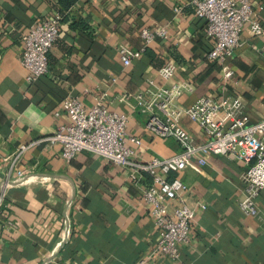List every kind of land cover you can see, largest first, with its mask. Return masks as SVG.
I'll return each instance as SVG.
<instances>
[{"label": "crops", "instance_id": "obj_1", "mask_svg": "<svg viewBox=\"0 0 264 264\" xmlns=\"http://www.w3.org/2000/svg\"><path fill=\"white\" fill-rule=\"evenodd\" d=\"M252 2L264 24V0ZM61 11L59 0H0V197L7 217L17 222L10 228L0 223V264H136L160 239L142 195L148 176L137 185L126 168L91 152L63 159L58 144L30 148L18 167L5 157L69 123L62 109L68 96L92 106L103 93L111 110L128 115L129 134L143 138L137 159L178 153L176 139L146 132L147 115L127 97L148 90L151 81L191 84L180 97L188 106L202 96L237 95L252 123L264 119V38L247 25L226 61L211 60L215 40L190 0H77L63 11L49 72L28 81L21 62L24 35ZM144 26H166L170 36L158 37L126 66L119 46L141 48ZM170 61L177 70L165 80L158 69ZM227 66L234 71L231 80L224 78ZM182 122L197 140L206 139L199 124L188 117ZM247 167L232 156L210 155L205 164L194 160L183 170L192 199L206 207L197 208L191 242L181 245L179 260L163 254L147 264H264V189L260 217L238 207ZM17 168L26 171L22 178Z\"/></svg>", "mask_w": 264, "mask_h": 264}, {"label": "built area", "instance_id": "obj_2", "mask_svg": "<svg viewBox=\"0 0 264 264\" xmlns=\"http://www.w3.org/2000/svg\"><path fill=\"white\" fill-rule=\"evenodd\" d=\"M190 3L196 16L207 21V34L215 40L207 55L211 60L226 61L241 44L247 25L254 35L264 38V24L255 13L252 0H190ZM180 10L181 7L176 6L175 11ZM63 17L64 13L57 12L35 23L25 33L21 62L27 69L28 81H36L49 72V53L60 36ZM169 36L166 26H144L141 30L143 46L135 50L121 44L118 53L122 62L129 66L158 37L167 39ZM176 70L177 64L170 61L161 66L158 73L163 79L170 80ZM223 73L226 80L233 79L234 71L229 66ZM151 84L148 90L127 97L132 96L137 108L147 115L146 132L159 138L176 139L181 147L178 153L149 160L137 159L136 148L142 145L143 138L129 134L128 115L111 110L103 93L96 97L92 106L78 96H68L62 109L69 116V123L58 125L53 133L41 139L21 144L5 157L18 167L30 148L45 143L58 144L63 159L72 160L76 154L86 151L126 168L137 185L148 176L150 181L143 186L142 195L150 205L160 239L136 264H147L149 259L163 254L179 260L181 245L191 242L197 208L206 207L202 201L192 199L188 185L180 177L194 160L205 164L210 155H228L248 165L244 198L238 203L246 215L260 217L258 197L264 189V119L252 123L241 97L226 93L216 97L202 96L188 106L181 103L180 97L193 89L191 84L182 81L158 85L151 81ZM184 117L199 124L206 139L193 137L183 126ZM25 174V170L17 168V178ZM170 174L176 176L171 178ZM171 202H176L173 209ZM7 214L3 195L0 197V223L7 228L15 227L17 222Z\"/></svg>", "mask_w": 264, "mask_h": 264}, {"label": "trees", "instance_id": "obj_3", "mask_svg": "<svg viewBox=\"0 0 264 264\" xmlns=\"http://www.w3.org/2000/svg\"><path fill=\"white\" fill-rule=\"evenodd\" d=\"M77 0H59L60 6H62L63 11L70 8ZM61 11L62 13H64ZM60 12V13H61Z\"/></svg>", "mask_w": 264, "mask_h": 264}]
</instances>
